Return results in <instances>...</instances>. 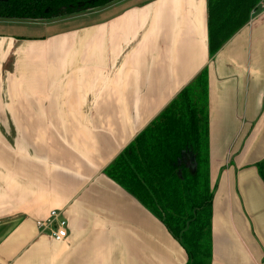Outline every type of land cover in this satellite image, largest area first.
Returning <instances> with one entry per match:
<instances>
[{"label": "crops", "instance_id": "crops-1", "mask_svg": "<svg viewBox=\"0 0 264 264\" xmlns=\"http://www.w3.org/2000/svg\"><path fill=\"white\" fill-rule=\"evenodd\" d=\"M9 22L0 20L8 28L0 33V126L33 143L32 161L18 168L21 195L0 237V264H188L166 228L105 172L205 70L210 264H264L261 5L215 56L207 0H122L45 24L41 36L14 34ZM51 210L68 220L65 244L37 230Z\"/></svg>", "mask_w": 264, "mask_h": 264}, {"label": "trees", "instance_id": "trees-1", "mask_svg": "<svg viewBox=\"0 0 264 264\" xmlns=\"http://www.w3.org/2000/svg\"><path fill=\"white\" fill-rule=\"evenodd\" d=\"M120 1L10 0L0 2V20L51 23L100 11ZM262 1L207 0L210 56L220 52L251 21ZM209 166L205 70L105 173L179 242L188 264H210L214 191ZM256 167L264 181V161Z\"/></svg>", "mask_w": 264, "mask_h": 264}, {"label": "rangeland", "instance_id": "rangeland-1", "mask_svg": "<svg viewBox=\"0 0 264 264\" xmlns=\"http://www.w3.org/2000/svg\"><path fill=\"white\" fill-rule=\"evenodd\" d=\"M8 21H11L9 22L11 25L15 23L17 24L16 26L11 27L15 29V31H12V33L23 34L24 32L29 34V36H41L44 31H46L43 28V25L49 24L38 21ZM26 24H29L30 26ZM22 26L24 27L22 28ZM61 28H63L62 25ZM51 29L52 30L50 31L53 32L58 29V26L51 27ZM3 30L6 31L8 30V28L0 25V33H3ZM0 130V209L6 210V215L0 219V225H4L11 223V221L15 218L13 208L15 207L14 205L16 201L20 200L21 195V193H18L20 194L19 196L15 193L16 185H18L21 180V174L20 172H18V168H21L22 165H28L30 164V161H32L30 151L32 150L33 142L29 141L30 135L28 136V139H26V141L24 140L23 142H21L20 140H15L13 130L5 133V129L3 126H0ZM23 136H25V134ZM2 138L4 140H2ZM34 160L37 162L36 157H34ZM23 184L30 186L29 183L25 181L23 182ZM30 197V194H23L24 201L25 199L29 200ZM168 234L172 239H174L169 232ZM174 241L179 244V242L175 239Z\"/></svg>", "mask_w": 264, "mask_h": 264}, {"label": "built area", "instance_id": "built-area-1", "mask_svg": "<svg viewBox=\"0 0 264 264\" xmlns=\"http://www.w3.org/2000/svg\"><path fill=\"white\" fill-rule=\"evenodd\" d=\"M264 8V1L260 4ZM40 235L47 236L53 242L65 244L69 239V224L65 213L61 210H51L47 217L36 222Z\"/></svg>", "mask_w": 264, "mask_h": 264}, {"label": "water", "instance_id": "water-1", "mask_svg": "<svg viewBox=\"0 0 264 264\" xmlns=\"http://www.w3.org/2000/svg\"><path fill=\"white\" fill-rule=\"evenodd\" d=\"M10 0H0V2H8ZM194 160V159H193ZM8 225H1L0 226V237L4 234V232L8 229Z\"/></svg>", "mask_w": 264, "mask_h": 264}]
</instances>
